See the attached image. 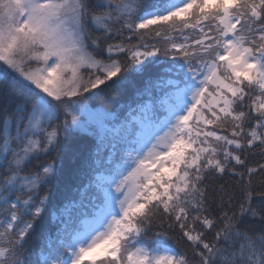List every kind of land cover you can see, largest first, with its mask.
<instances>
[{
  "label": "snow or ice",
  "instance_id": "1",
  "mask_svg": "<svg viewBox=\"0 0 264 264\" xmlns=\"http://www.w3.org/2000/svg\"><path fill=\"white\" fill-rule=\"evenodd\" d=\"M0 264H264V0H0Z\"/></svg>",
  "mask_w": 264,
  "mask_h": 264
},
{
  "label": "trees",
  "instance_id": "2",
  "mask_svg": "<svg viewBox=\"0 0 264 264\" xmlns=\"http://www.w3.org/2000/svg\"><path fill=\"white\" fill-rule=\"evenodd\" d=\"M129 79L134 80L136 86L140 85L139 78L135 74L130 75ZM135 95V88L129 85L124 91L106 90L99 97L89 101L94 109H107L109 111L120 112L121 105H127L132 102ZM122 114V113H121ZM88 150V142H70L69 151L60 156L53 155L49 157V162H53L56 167V174L49 188L46 190L51 193L49 203L46 206L43 220L37 225L31 236L30 242L39 244L43 240L44 235L50 229L54 231L52 220L53 211L60 207L67 199L76 195L75 189L84 180L79 169L81 160L86 156Z\"/></svg>",
  "mask_w": 264,
  "mask_h": 264
}]
</instances>
